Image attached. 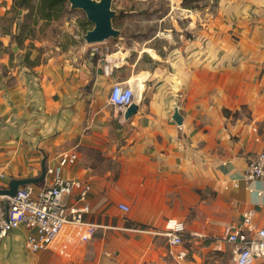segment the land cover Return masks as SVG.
Returning a JSON list of instances; mask_svg holds the SVG:
<instances>
[{
    "label": "crops",
    "instance_id": "1",
    "mask_svg": "<svg viewBox=\"0 0 264 264\" xmlns=\"http://www.w3.org/2000/svg\"><path fill=\"white\" fill-rule=\"evenodd\" d=\"M224 2L201 20L186 53L162 59L144 48L147 56L130 61L92 51L44 62L28 40L12 51L19 24L12 0H0V161L9 183L39 178L42 164L56 167L64 152L76 155L61 176L88 187L84 218L97 227L69 264H220L217 251L243 214L264 229V182L243 176L264 149V0ZM27 53L39 63L26 65ZM115 83L135 88L128 119L109 104ZM171 219L184 224L183 246L163 235ZM24 237L18 230L0 241V264H54L50 252L37 260L48 250L27 252Z\"/></svg>",
    "mask_w": 264,
    "mask_h": 264
},
{
    "label": "built area",
    "instance_id": "2",
    "mask_svg": "<svg viewBox=\"0 0 264 264\" xmlns=\"http://www.w3.org/2000/svg\"><path fill=\"white\" fill-rule=\"evenodd\" d=\"M96 52L97 49H93V53ZM134 99L132 87L126 83H115L109 93V104L120 114L134 103ZM75 159L74 153L64 152L56 167L45 169L49 180L44 179V184L37 190L29 184L18 187L12 197L0 194V241L23 230L25 250L37 253L55 248L56 242L66 250L92 238L97 226L84 218L90 212L88 187L61 176L62 169ZM243 176L246 181L264 182V149L249 160ZM7 189L6 169L0 165V191ZM74 191H77L75 204L68 205ZM118 208L129 211L126 205L120 204ZM184 232V224L171 219L166 222L163 235L168 245L183 246ZM223 242L230 249L233 264H254L256 259L264 256V229H257L252 224L250 213L242 215ZM177 257L184 259L186 253L180 252Z\"/></svg>",
    "mask_w": 264,
    "mask_h": 264
},
{
    "label": "rangeland",
    "instance_id": "3",
    "mask_svg": "<svg viewBox=\"0 0 264 264\" xmlns=\"http://www.w3.org/2000/svg\"><path fill=\"white\" fill-rule=\"evenodd\" d=\"M224 3V0H111V26L117 35L102 42L88 44L84 35L93 28V24L87 21L81 9L72 8L68 2V10L60 19L49 23L40 21L30 27L32 34L26 39V43L28 47L38 48L40 61L44 62L58 55L84 56L92 53L93 49H97V56L104 58L120 51L132 61L139 53L148 55L143 51L144 48H152L163 59L177 51L182 53L186 48L183 53L190 51L188 45L196 39L198 30L203 27L201 20L208 18L211 13L216 14ZM25 13L26 11H21L19 15L12 11V22H25ZM27 23L30 24V21ZM228 32L230 34L232 31ZM37 42L40 46H35ZM241 110L245 113L248 111L246 106L241 107ZM0 165L4 166L1 161ZM79 248L75 244L64 250L57 245L47 252L39 253L37 260H50V252L56 256L54 264H69L81 255ZM217 252L222 255L220 264H231L227 245ZM207 263L208 260H205L204 264Z\"/></svg>",
    "mask_w": 264,
    "mask_h": 264
},
{
    "label": "water",
    "instance_id": "4",
    "mask_svg": "<svg viewBox=\"0 0 264 264\" xmlns=\"http://www.w3.org/2000/svg\"><path fill=\"white\" fill-rule=\"evenodd\" d=\"M68 2L72 8L81 9L85 13L87 21L93 24V28L90 31L86 32V34L84 35V40L86 41V43L91 44L102 42L109 37H115L117 35V32L111 26V17L113 14L110 10L111 0H68ZM18 14L20 15L21 11H19ZM16 50L17 45H13L12 51L16 52ZM136 110L137 105L133 103L123 113V117L125 119H128L135 113ZM172 120L177 125L181 124L182 119L178 114L177 109L174 110ZM44 173L45 170L42 164L41 175L39 178L12 179L8 183V189L0 191V194L12 197L16 194L18 187L35 184L36 182H38V180L44 177Z\"/></svg>",
    "mask_w": 264,
    "mask_h": 264
},
{
    "label": "trees",
    "instance_id": "5",
    "mask_svg": "<svg viewBox=\"0 0 264 264\" xmlns=\"http://www.w3.org/2000/svg\"><path fill=\"white\" fill-rule=\"evenodd\" d=\"M68 10L67 0H12V11L18 14L19 11H26L23 21L17 27L18 33L13 36V40L20 48L24 40L32 34L30 27L37 25L38 22L49 23L60 19ZM30 21V24L27 23ZM30 53L24 57V63L34 66L39 63V59H29Z\"/></svg>",
    "mask_w": 264,
    "mask_h": 264
},
{
    "label": "bare ground",
    "instance_id": "6",
    "mask_svg": "<svg viewBox=\"0 0 264 264\" xmlns=\"http://www.w3.org/2000/svg\"><path fill=\"white\" fill-rule=\"evenodd\" d=\"M132 90H133L134 97H136L137 95H136L135 88H134V89H132ZM136 100H137V99H136Z\"/></svg>",
    "mask_w": 264,
    "mask_h": 264
}]
</instances>
